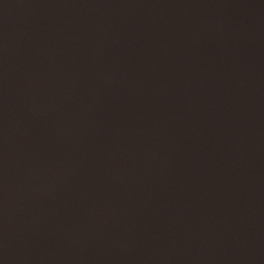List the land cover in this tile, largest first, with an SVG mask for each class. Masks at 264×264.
<instances>
[{
	"label": "water",
	"instance_id": "1",
	"mask_svg": "<svg viewBox=\"0 0 264 264\" xmlns=\"http://www.w3.org/2000/svg\"><path fill=\"white\" fill-rule=\"evenodd\" d=\"M0 264H264V0H0Z\"/></svg>",
	"mask_w": 264,
	"mask_h": 264
}]
</instances>
